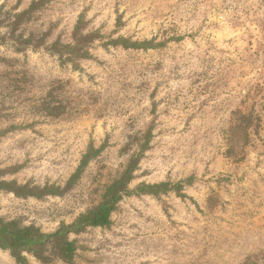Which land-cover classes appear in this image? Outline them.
<instances>
[{"label":"rangeland","instance_id":"rangeland-1","mask_svg":"<svg viewBox=\"0 0 264 264\" xmlns=\"http://www.w3.org/2000/svg\"><path fill=\"white\" fill-rule=\"evenodd\" d=\"M114 184L25 264H264V0H0V225L50 236Z\"/></svg>","mask_w":264,"mask_h":264},{"label":"trees","instance_id":"trees-1","mask_svg":"<svg viewBox=\"0 0 264 264\" xmlns=\"http://www.w3.org/2000/svg\"><path fill=\"white\" fill-rule=\"evenodd\" d=\"M75 46H69L67 48H75ZM240 126H237L236 129H239ZM235 131V130H233ZM240 134V133H239ZM246 128H242L241 136L246 135ZM239 142H235V145H232V150L229 151L230 155H234L238 153L239 149H242L244 144L240 145ZM124 191V188L120 187L118 184H114L108 190V194H110L109 198H106L100 205L93 209L90 213H88L85 217L80 218L74 225L69 227H63L56 233L50 236H43L40 234H33L29 229H15L12 224H2L0 225V247L9 249L11 255L16 259V261L20 264H25V260L22 257L20 251L27 250L32 253L37 254V248L45 241L50 239L56 240L57 237L66 236L69 232H78L80 228L83 227H97V226H105L109 223V214L113 210L116 203L119 201L120 196L119 193ZM59 249V255L62 260L67 264L72 263V244L68 241H63L62 244L56 245Z\"/></svg>","mask_w":264,"mask_h":264}]
</instances>
